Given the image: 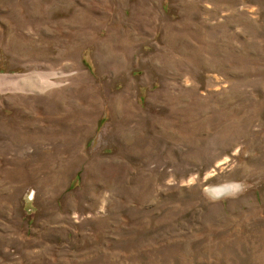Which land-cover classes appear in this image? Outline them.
Here are the masks:
<instances>
[{"label":"rangeland","instance_id":"1","mask_svg":"<svg viewBox=\"0 0 264 264\" xmlns=\"http://www.w3.org/2000/svg\"><path fill=\"white\" fill-rule=\"evenodd\" d=\"M0 264H264V0H0Z\"/></svg>","mask_w":264,"mask_h":264}]
</instances>
